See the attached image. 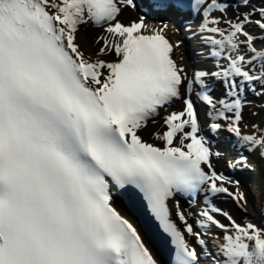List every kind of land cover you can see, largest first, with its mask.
<instances>
[{
	"label": "snow or ice",
	"instance_id": "1",
	"mask_svg": "<svg viewBox=\"0 0 264 264\" xmlns=\"http://www.w3.org/2000/svg\"><path fill=\"white\" fill-rule=\"evenodd\" d=\"M141 3L148 12L120 19ZM150 13L198 18L212 66L190 78L164 29L143 34ZM83 27L100 30L95 59L76 42ZM258 42L264 0H0V264H157L113 189L139 194L172 264H264V215L237 221L206 205L195 214L203 231L178 211L181 230L167 203L223 194L247 212V186L231 173L264 161V128L244 122L249 96L264 98ZM176 101L153 133L160 143L145 141L141 130ZM260 194L264 207V184Z\"/></svg>",
	"mask_w": 264,
	"mask_h": 264
},
{
	"label": "bare ground",
	"instance_id": "2",
	"mask_svg": "<svg viewBox=\"0 0 264 264\" xmlns=\"http://www.w3.org/2000/svg\"><path fill=\"white\" fill-rule=\"evenodd\" d=\"M229 16H231L233 14V9L229 8ZM125 13H129L131 15L126 16ZM136 17V15L133 14L132 11L130 10H125V12L123 13V15L120 17V19L124 22V23H129L132 20H135L134 18ZM131 18V19H130ZM250 31L256 33L257 30L254 28H250ZM99 30H95L91 27H83L80 29L78 35H77V40L76 42L80 45L81 50L83 51L85 57H92L93 59H95V51L97 49V45L95 43V37L98 35ZM180 50L183 52L181 53L180 56V60L179 62L181 63V65H185L186 69L185 70H189L191 69L192 72H194L195 68H193L190 63L188 62V60L193 59L194 60V55L190 54V53H186L187 50V46L182 45L180 47ZM258 50L260 51H264V45L262 47H260ZM177 52H179V50H177ZM192 56H190V55ZM108 59H111V57H107ZM183 60V63L182 61ZM189 63V64H188ZM191 71H186L187 75L191 78L192 77V72ZM264 110L259 111L258 113H254L249 107H246L244 109V122L246 124H258L261 125L262 128H264ZM161 113V111H159V114ZM162 124L163 122H160L159 124L156 123L154 125H147L146 126V130H141L140 135L142 136V138L145 141H148L150 143H157L159 144L160 142L155 140L153 133L161 130L162 128ZM241 131L243 133H250L252 131L251 127H243V125L241 126ZM225 159H230V157H225ZM249 163L251 165H253L254 167L252 168L251 172H243V177L245 178V181L247 183V187L242 188V190H246L248 191V194L250 195L251 199L249 201V206L247 209V213L242 214L241 210H239L240 213L235 212L232 209V206L230 204H232L233 206H235V203L233 202V200L228 197L222 196V195H214L213 198L214 199H219L221 200V202H219V206L221 207V209H223L225 212H228L229 214H231L237 221L241 220V218L244 215H247L248 217H252L253 219L256 220H260L261 216L264 215V207L261 206V194H260V190H261V185L264 184V161H260L258 160L255 155H253L252 158H250ZM217 169L218 170H222L226 173H228V171L230 169H226L223 167V162H221L220 164L217 165ZM224 202V203H222ZM244 212V210H243ZM223 219V218H222ZM190 221H193L194 223H197V221H199L198 219H196V217H191ZM217 237L215 235H206L205 239L207 240L209 246H211L212 242L216 239Z\"/></svg>",
	"mask_w": 264,
	"mask_h": 264
}]
</instances>
